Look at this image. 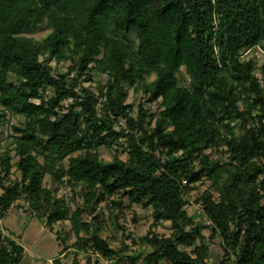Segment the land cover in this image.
Returning <instances> with one entry per match:
<instances>
[{
  "label": "trees",
  "instance_id": "trees-1",
  "mask_svg": "<svg viewBox=\"0 0 264 264\" xmlns=\"http://www.w3.org/2000/svg\"><path fill=\"white\" fill-rule=\"evenodd\" d=\"M255 49L264 55V0H0V126L7 114L24 120L10 138L18 179L8 178L9 152L0 154V221L23 199L50 229L69 221L76 257L207 264L218 238L220 264H264V82L242 58ZM53 60L69 62L67 72L54 74ZM96 74L103 83L82 86ZM138 88L146 99L134 117L126 101ZM116 146L126 160L103 163L98 150ZM46 175L80 187L82 207L69 213L43 187ZM198 185L207 189L195 221L185 197ZM112 197L119 210L151 208L152 228L167 222L171 234L150 229L131 239L140 250H114L95 215ZM23 255L0 225V264Z\"/></svg>",
  "mask_w": 264,
  "mask_h": 264
},
{
  "label": "rangeland",
  "instance_id": "rangeland-1",
  "mask_svg": "<svg viewBox=\"0 0 264 264\" xmlns=\"http://www.w3.org/2000/svg\"><path fill=\"white\" fill-rule=\"evenodd\" d=\"M46 34L47 31H44L32 37L40 40L44 38ZM250 57L254 59L256 65L255 75L263 83L264 55L259 49L248 51L242 55L243 59H248ZM50 66L54 74H64L67 72L69 62H56L53 60ZM73 75L72 73L70 74L71 77ZM178 78L182 85H187L189 83V77L186 75L184 68L180 70ZM94 79L95 82L83 83L82 86L94 89L97 83H103V77L100 76V74H96ZM152 79V77L148 78L147 82H150ZM145 99L146 96L143 88L128 90L126 102L131 105L134 111V117L138 105L144 103ZM67 104L66 102L64 106ZM145 107L149 108L151 112H154L157 104H146ZM5 119L6 121L0 126V154L4 155L5 150L9 152L12 158L10 164L13 167L11 168L8 178L14 180L16 178L18 179L20 174L15 168L18 157H14V146L10 138L14 134L12 127L22 126L24 120L21 117L10 114H7ZM120 125L123 127V122H120ZM122 149L123 147L121 146L112 147L111 149L100 148L97 153L99 159L103 163H109L114 158H119L124 161L127 156ZM217 156L220 155L213 154L211 158L215 159ZM221 157L225 160L227 155L223 153ZM64 166L67 168L66 160L64 161ZM43 187L49 189L54 198L62 199L69 213L82 207L83 199L80 196V187L71 188L68 186H60L56 183H52L48 175L44 177ZM206 189L207 185H198L194 191L185 197L187 203L185 210L195 221L198 220V214L202 210L200 203L196 204L195 200ZM114 199H116V197H112L108 201L95 206V215L98 216L97 226L101 228L100 235L114 250L121 251L122 254L140 250L138 245L132 244L131 239H138L144 236L150 229L158 236L168 237L171 234L170 225L167 222L160 223L155 228H152L153 219L151 217V208L145 209L138 205L127 208V203L125 202V207L119 210L116 206H112L109 203ZM27 206V203L23 199H20L6 213L4 219L0 221L3 235L20 244L24 249L23 258L19 264H71L74 258L77 259L79 264H87V258L91 260L90 263L96 261L99 264H116L113 261L100 258L91 251H81L77 254V257L74 256L76 237L75 234L71 232L69 221L59 222L50 229L45 225V219L36 218ZM82 218L83 220H90V216L87 213H82ZM205 224L209 225V222ZM209 234V231L203 232L205 241L209 237ZM65 246L67 247V251L62 254ZM208 249L209 260L207 264H220L223 257L221 241L216 238L208 242ZM228 264L234 263L230 260Z\"/></svg>",
  "mask_w": 264,
  "mask_h": 264
}]
</instances>
